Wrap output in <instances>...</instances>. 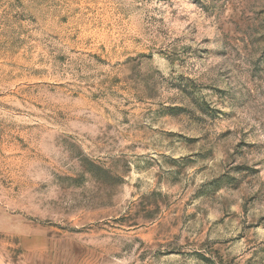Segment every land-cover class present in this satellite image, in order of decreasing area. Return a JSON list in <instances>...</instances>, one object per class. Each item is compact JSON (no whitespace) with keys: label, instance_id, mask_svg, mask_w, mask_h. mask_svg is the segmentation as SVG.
I'll use <instances>...</instances> for the list:
<instances>
[{"label":"rangeland","instance_id":"374dc122","mask_svg":"<svg viewBox=\"0 0 264 264\" xmlns=\"http://www.w3.org/2000/svg\"><path fill=\"white\" fill-rule=\"evenodd\" d=\"M0 264H264V0H0Z\"/></svg>","mask_w":264,"mask_h":264}]
</instances>
